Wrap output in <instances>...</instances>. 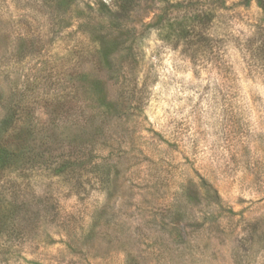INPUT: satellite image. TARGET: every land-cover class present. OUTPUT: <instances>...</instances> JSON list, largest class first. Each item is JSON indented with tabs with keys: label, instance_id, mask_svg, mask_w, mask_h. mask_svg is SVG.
Returning <instances> with one entry per match:
<instances>
[{
	"label": "rangeland",
	"instance_id": "obj_1",
	"mask_svg": "<svg viewBox=\"0 0 264 264\" xmlns=\"http://www.w3.org/2000/svg\"><path fill=\"white\" fill-rule=\"evenodd\" d=\"M0 264H264L256 0H0Z\"/></svg>",
	"mask_w": 264,
	"mask_h": 264
},
{
	"label": "trees",
	"instance_id": "obj_2",
	"mask_svg": "<svg viewBox=\"0 0 264 264\" xmlns=\"http://www.w3.org/2000/svg\"><path fill=\"white\" fill-rule=\"evenodd\" d=\"M256 1H257V3L259 4V6H260L261 8L264 9V0H256ZM199 18H201V16H199ZM206 19L209 20V14L206 15ZM201 20H202L203 22H205V16H204V18H202Z\"/></svg>",
	"mask_w": 264,
	"mask_h": 264
}]
</instances>
